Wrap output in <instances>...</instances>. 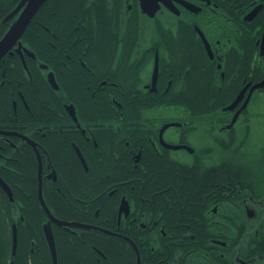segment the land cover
<instances>
[{
    "label": "flooded vegetation",
    "instance_id": "af4514ba",
    "mask_svg": "<svg viewBox=\"0 0 264 264\" xmlns=\"http://www.w3.org/2000/svg\"><path fill=\"white\" fill-rule=\"evenodd\" d=\"M152 1L154 12L141 0L65 7L48 0L3 53L0 178L9 200L7 174L31 170L37 197L41 180L43 199L49 186L69 204L65 169L89 175L108 166V153L107 170L115 175L97 198L110 201L109 227L90 218L62 220L89 227H63L123 238L135 264L140 251L155 264H264V135L253 133L247 119L236 125L264 87L252 91L227 128L264 76V0ZM17 14L2 20L0 39ZM193 51L207 85L189 84L193 61L182 55ZM235 83L236 95L247 89L225 109L236 95L226 105L220 98ZM182 88L216 90L199 103L179 100ZM169 92L177 98L164 101ZM166 108L184 113L164 119ZM230 167L241 168L231 179Z\"/></svg>",
    "mask_w": 264,
    "mask_h": 264
},
{
    "label": "trees",
    "instance_id": "16d2710c",
    "mask_svg": "<svg viewBox=\"0 0 264 264\" xmlns=\"http://www.w3.org/2000/svg\"><path fill=\"white\" fill-rule=\"evenodd\" d=\"M16 1L0 0V36L7 25L6 22H2V19L13 8ZM73 1L75 0H58V4L65 7ZM47 3L48 0L44 2L39 12ZM194 55L193 51L192 53L186 52L182 56L188 61L192 57L194 59ZM190 74L189 84L207 85V73L201 72L194 61L190 67ZM261 77L262 74L259 73L255 80ZM231 86V88H224V97L220 98L224 105L233 100L239 89L236 83ZM215 90V88H182L177 96L181 101L203 103L210 99ZM176 98L169 92L164 97V101ZM197 112H203V110L197 108ZM106 155L109 161L108 166L99 165L100 169H96L89 175L83 174V172L78 173L75 170L69 173L65 169L68 182L62 190L67 195L69 204L56 189L43 186L44 199L55 217L61 220L75 219L84 222L90 218L96 225L109 227L110 201L103 200L102 196L97 198L103 186L111 182L115 175L114 172L107 170L110 169L111 158L108 153ZM239 170L241 168L230 167L227 170L229 178L237 176ZM6 181L11 186L14 200L10 201L0 188V264H53L43 232L48 218L37 197L36 177L31 170H24L18 175L9 176L7 174ZM71 194L79 199L88 200V202L72 200ZM77 206H82L83 215L77 210ZM97 209L98 214L94 216ZM18 214L22 218H19ZM13 223L17 228V244L14 255H12ZM51 228L55 240L57 264H135L136 262L134 249L123 238L105 234L95 228L69 230L52 223ZM140 254V264H155L152 256L146 255L145 251H140Z\"/></svg>",
    "mask_w": 264,
    "mask_h": 264
},
{
    "label": "water",
    "instance_id": "95a60500",
    "mask_svg": "<svg viewBox=\"0 0 264 264\" xmlns=\"http://www.w3.org/2000/svg\"><path fill=\"white\" fill-rule=\"evenodd\" d=\"M46 0H19L16 7L9 12L3 19V21L8 20L11 18L13 15L16 13L17 16L16 18L12 21L10 24L9 28L6 30L4 35L0 39V58L3 55V53L13 44L15 41L19 39L21 34L23 33L24 29L30 22L31 18L34 16L36 11L39 9V7L45 2ZM141 5L144 8V6H148L149 9L152 7L150 10L153 12L157 9L158 5L154 1L152 2H147V0H141ZM255 11V10H254ZM259 53L261 56L264 58V26L262 29V34H261V39H260V44H259ZM50 80V77L48 78ZM55 86L56 83H55ZM264 87V76L263 78L254 83L248 92L247 97L245 98L242 106L236 111V113L232 116L230 123L227 125V128L231 127L233 123L236 121V118L242 108H244L250 98V95L253 90L258 89V88H263ZM247 88H243L235 97V99L225 108V109H233L237 103L242 99L243 93ZM0 187L7 193L9 199H12L11 196V191L9 187L4 183V181L0 178ZM38 198L40 201V204L44 208L47 216H48V221L43 227V232L44 236L50 251L51 259L53 264H57V254H56V247H55V240H54V235L52 232L51 228V222L60 225V226H83V227H89L85 224H79L76 222H68V221H62L57 218H55L47 209L46 204L44 202V199L42 197V191H41V180L39 181V186H38ZM16 249V228L15 225H13V244H12V252L13 254L15 253ZM139 263V256L137 258V264Z\"/></svg>",
    "mask_w": 264,
    "mask_h": 264
},
{
    "label": "rangeland",
    "instance_id": "374dc122",
    "mask_svg": "<svg viewBox=\"0 0 264 264\" xmlns=\"http://www.w3.org/2000/svg\"><path fill=\"white\" fill-rule=\"evenodd\" d=\"M262 108H264V90H257L254 92V94L250 98V101L247 105V111L240 115L236 125L238 126L241 124V122H244L245 119H248V117H246V113H249L250 110L254 112ZM183 113H184L183 110H179L176 108H166L163 110V114H161V117L164 119H172L176 116H180V115L182 116ZM261 135L263 136L264 133L260 132V136ZM256 138H258V134Z\"/></svg>",
    "mask_w": 264,
    "mask_h": 264
},
{
    "label": "snow or ice",
    "instance_id": "6c2138e0",
    "mask_svg": "<svg viewBox=\"0 0 264 264\" xmlns=\"http://www.w3.org/2000/svg\"><path fill=\"white\" fill-rule=\"evenodd\" d=\"M246 117H248L246 120L248 128L253 133L257 130L264 133V108L254 112L250 110L249 113H246Z\"/></svg>",
    "mask_w": 264,
    "mask_h": 264
},
{
    "label": "bare ground",
    "instance_id": "6f19581e",
    "mask_svg": "<svg viewBox=\"0 0 264 264\" xmlns=\"http://www.w3.org/2000/svg\"><path fill=\"white\" fill-rule=\"evenodd\" d=\"M13 225H15V228H16V224L13 223ZM13 225H12V244H13ZM16 244H17V228H16ZM16 250V249H15ZM15 254V253H14ZM13 252H12V255H14Z\"/></svg>",
    "mask_w": 264,
    "mask_h": 264
}]
</instances>
